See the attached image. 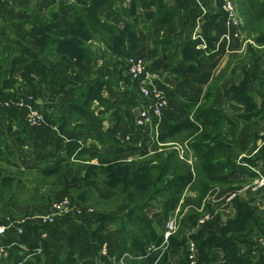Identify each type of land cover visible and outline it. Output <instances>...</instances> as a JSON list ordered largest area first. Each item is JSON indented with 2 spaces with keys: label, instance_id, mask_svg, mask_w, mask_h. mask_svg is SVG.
I'll return each instance as SVG.
<instances>
[{
  "label": "crops",
  "instance_id": "0c3cea01",
  "mask_svg": "<svg viewBox=\"0 0 264 264\" xmlns=\"http://www.w3.org/2000/svg\"><path fill=\"white\" fill-rule=\"evenodd\" d=\"M123 1L127 4L124 14L119 12ZM123 1L111 9L103 7L94 15L84 10L83 18L92 19L95 25L98 23V28L90 27L92 22H88L89 30L87 27L84 33L93 36H88L81 45L87 53L78 59L63 56L58 51L69 47V42H51L55 33L71 26L70 5L74 0H0V83L7 84L2 87L0 102L5 106L0 104V115L2 110H11L9 117L13 115V108H16L10 99L15 101V96L34 91L35 99L39 98L45 91V82H77L97 67L104 69L101 55L105 45L100 38L104 30L100 29V23L109 22L121 28L129 20L134 24L136 36V44L129 50L130 57H141L146 69L157 75V86L172 99L177 98V107L170 105L163 112L164 120L186 113L191 104L208 103L211 112L207 113V109L205 114L213 118V125L221 115L227 119L217 138L211 128L210 141L219 142L221 147H235L236 158H255V168L264 174V159L260 157L264 150V0H233L240 19L236 28L226 24L220 10L222 0H145L136 3L135 11L128 8L129 2L134 0ZM47 36L50 42L43 48ZM78 47L74 45L75 49ZM90 49L100 54L96 61L91 59ZM18 52L25 58L11 65L6 57ZM29 52L34 58L25 55ZM48 52L50 59L46 58ZM42 59L45 67L41 64ZM77 65L81 66L78 68ZM43 70H49V78L43 76ZM59 92L57 85L49 87L50 96ZM106 115L104 128L112 126L118 142L100 143L85 120L57 124L45 116L44 123L29 127L25 122L22 129L15 121H9L3 131V136L9 140L7 153L12 155L7 156L18 160L21 169L36 168L38 174L48 165L65 162L68 165L64 172L66 182L54 188L47 187L48 190L41 188L37 193L40 202L30 201L18 207L11 202L13 210L24 214L14 218L13 213L14 216L7 217V222L3 223L12 227L1 238L0 264H119L115 249L119 229L102 219L106 208L104 201L116 189L98 176H90L83 184L81 179L87 173L82 165H113L124 155L127 158L142 151L147 143L142 140L148 138L147 130L152 122L139 130L134 127L135 123L132 127L108 117L109 113ZM252 116L261 118L256 125L253 121L248 122ZM231 124H234L232 128ZM123 132L136 143L125 145L124 151L120 146ZM137 134L142 140L135 139ZM69 142L78 144L67 160L64 151ZM242 172V179H247L249 173ZM250 181L243 182L241 187L249 188L244 192V203L254 211L264 230V187L251 191ZM213 188L216 189L213 193H219L217 186ZM83 190L88 197L87 203L78 196ZM46 194L54 197L66 194L73 206L87 207L91 212L78 217H56L49 222L43 217L49 210V202H41ZM228 209L229 215L231 211V217L235 218L236 204ZM16 227H22L23 233H17ZM150 238L149 235L146 237ZM163 251V247L158 246L154 255H163ZM178 253L176 250L169 254L165 264H185ZM129 264L143 262L134 258Z\"/></svg>",
  "mask_w": 264,
  "mask_h": 264
},
{
  "label": "rangeland",
  "instance_id": "374dc122",
  "mask_svg": "<svg viewBox=\"0 0 264 264\" xmlns=\"http://www.w3.org/2000/svg\"><path fill=\"white\" fill-rule=\"evenodd\" d=\"M135 5L134 1L129 2L128 8L135 11ZM120 7L119 12L126 13L127 4L124 2ZM128 22L132 23L129 20ZM108 46H111V48H107ZM108 46L105 45V51L101 55L105 65L104 69L97 67L94 72L85 75L84 79L77 77V80L79 79L77 82H45L43 83L45 91L39 96L40 99L38 97V99H35L34 91L31 94L15 96V101L10 99L11 104L17 109L13 108L15 111L13 115L9 117L11 110H2V115H0V120H2V123L0 122V172L15 175L25 184V187L18 192L15 207L30 202V199L35 200V202L39 201L38 197L35 196H38L37 193H40V191L37 192L34 189L35 186L39 190L55 187L53 185L47 186L51 180L50 177L42 183L39 180V175L36 174V168L23 170L18 160L7 156L12 155L7 153L9 150L6 146L9 140L3 136V131L5 127L9 126V121H15L17 124V118L21 119L20 124L22 122L25 124L26 120L22 114L25 107L36 108L42 123L45 122V116L57 124L65 121L70 122L69 120H79L80 122L85 120L87 125L88 122L93 120L94 127L91 128L94 132L93 137H102L106 139L104 141L112 139L113 132L112 126L104 128L103 125L107 113H109L108 117L116 118L133 127L134 114L137 110L148 108V100L140 91L141 81L132 76L128 69L131 58L129 50L125 49L124 46H121L123 47L121 49V47L119 48L114 44ZM50 52H48L47 59H50ZM97 52L95 49L89 50L88 53L91 55V59L96 61L100 57ZM25 55L34 58L30 52ZM159 58L160 61H163V58ZM41 64L45 67L44 59L41 60ZM80 66L77 65L78 68ZM48 72L49 70H43V76L49 78ZM51 85H57L60 92L50 96L49 87ZM6 86L7 84L3 83L0 88ZM167 98L169 100L168 107L171 105L176 108L177 98L172 99L168 95ZM51 105L57 108L55 109ZM2 106L4 108V102ZM205 106H208V103L199 106L191 104L187 106L186 113L180 116L176 115L169 120H164L163 115L159 119L152 118V123L149 124L147 130L148 138L142 140L138 134L135 136V139L139 138V140L147 142L142 151H137L127 158L124 155L120 159L119 163L123 164L143 163L145 166L160 168L163 164L160 163V160L163 158L159 159V157L165 158L167 154L173 155L169 162V169L155 185L161 186L156 193L144 192V189L152 186L145 184L143 179L138 178L134 181L135 187L133 185L126 188V190H132L134 193L132 196H127L122 190L121 193L116 190L104 201L106 208L103 209L105 215L102 219L112 222V225L119 229L118 241L115 247L119 264H129L134 258L141 259L143 264H153L156 260L159 264H165L169 254H173L176 250H179L180 259L187 264V255L191 243L195 247L198 264H220L225 254L248 256L252 262L251 264L264 263V230L262 226L260 223L254 222L248 227L239 219L236 220V217H231V211L229 215L228 209L231 205L246 202L244 192L249 188L241 187L245 181L251 180L252 183L259 172L254 166L257 165L255 158L251 160L242 157L236 158V151L232 146H228V148L215 146L210 144L212 142L208 138L206 141H202L204 132L207 133L206 137L210 136L209 129L212 127L210 124L208 127H204L201 124L204 118H199L200 116L197 114L199 107L203 108ZM220 117L221 123L219 124L223 128L227 119L224 115ZM4 119L5 121H3ZM197 119L200 120L197 121ZM258 119L261 118L259 116L258 118L253 117L248 122L253 121L256 125ZM241 121L245 120L241 119ZM3 122L4 125H2ZM26 124L28 125L27 122ZM233 126L234 124H231L230 128ZM134 127L137 126L134 125ZM138 128L139 130L142 129V127ZM125 132L121 136L122 143H120L123 151L126 148L125 145L132 146V144H136L130 135L127 134L128 137H126ZM113 138L117 140L116 137L113 136ZM74 143L78 144V142ZM223 148L227 149L234 159L221 156L220 151ZM64 155L68 160L73 154L68 155L65 150ZM5 160H9L11 163ZM205 163L211 166L209 167L210 170H205L208 175L204 173L203 166ZM93 170L94 168L91 171ZM242 171L249 173L247 179H242L241 176L244 173ZM135 172L138 175L142 174L140 167H137ZM154 172L157 171L154 170ZM184 176L187 177L182 179ZM215 177H217V180ZM115 183L117 184V182ZM117 185H122V183ZM215 186L219 188L217 189L219 193H213V190L216 191L213 188ZM45 191L41 192L44 193ZM138 192L140 194L149 193V197L145 198L141 206L136 207L141 199L137 195ZM231 194L233 195L231 196ZM52 198L55 199L54 196H48L49 203L53 200ZM227 206L228 208H226ZM113 209L118 210L114 211ZM13 211L14 218L24 214L16 210ZM167 230H169L168 235L165 237ZM148 235L151 236L150 239H146ZM158 246L163 247L164 251L163 255L156 257L154 250Z\"/></svg>",
  "mask_w": 264,
  "mask_h": 264
},
{
  "label": "trees",
  "instance_id": "16d2710c",
  "mask_svg": "<svg viewBox=\"0 0 264 264\" xmlns=\"http://www.w3.org/2000/svg\"><path fill=\"white\" fill-rule=\"evenodd\" d=\"M123 0H74V2L70 5L72 9V18H71V26L67 30H59L58 34H54L51 38V42H56L58 43L59 41H67L69 42V47L63 48L62 50H58L60 53H63V56H69V57H76L78 59L81 58V55L83 54L86 55L87 51L84 47L81 45L84 43V41L87 39L88 36H93L92 33H84L87 31V27L89 30V23L92 22V26L98 28L97 25H95V22H93L92 19L87 20L86 18H83L84 15V10L87 11L90 15H94L99 9L101 8H106V9H111L113 5L121 3ZM145 1V0H134V4ZM87 8V9H86ZM92 18V17H90ZM84 25V26H83ZM83 28V30H82ZM100 29L104 30V34H100V38L102 39L104 45H116L119 46H124L125 49L131 50L135 44H136V36L134 32V24L131 22L126 21L123 25V27L119 28L114 26L113 24H110L109 22L105 23H100ZM49 38L47 36L46 40L43 42V48L45 47L46 44H49ZM111 43V44H110ZM75 46H79L78 49L74 48ZM47 46V45H46ZM49 46V45H48ZM107 48H111V46H108ZM123 47H121L122 49ZM120 49V50H121ZM22 52H18L15 56L11 57L8 55L6 57L8 62L11 65L19 63L21 59H24L25 56L24 54H21ZM11 57V58H10ZM32 59V58H31ZM3 61V60H2ZM13 69V68H11ZM3 82L1 83V85ZM0 85V87H1ZM0 96H2V88H0ZM208 109V110H207ZM213 109V108H212ZM17 110V109H16ZM207 110V113H210L211 109H209V105L205 106L203 108L199 107V110L197 114H199V118L203 117L204 120L201 121V124L204 127H208L209 124L212 126L211 128L214 129L215 133L214 136L218 135L221 132V117H217L216 123L214 122V125L212 122L214 121L213 118H209L210 116L208 114H205ZM214 110V109H213ZM20 111V110H19ZM222 116V115H221ZM215 119V118H214ZM200 119H197L199 121ZM21 119L17 118V125H19L20 128H23L25 124L22 122ZM91 123V125H90ZM166 124V123H165ZM163 124V125H165ZM87 126L92 128L94 127V121H90L87 123ZM211 128L209 129V134L210 136L206 137V132H204L202 141H206L207 138H211ZM114 131V128L113 130ZM217 138V136L215 137ZM100 143H104V140L102 137H96ZM108 141H117L113 138V132H112V139ZM118 142V141H117ZM204 143V142H203ZM212 144L215 146H220L219 142H216L215 140L212 141ZM76 144L74 142H69L65 145V150L68 153V155L73 154L74 149H75ZM224 147V146H223ZM226 148V147H225ZM225 148L221 149L220 155L221 156H226L227 159H230L231 157L234 158L227 149ZM235 149V147H233ZM214 149V148H213ZM216 149V148H215ZM227 151V152H226ZM171 157H173L172 154H167V156L164 157H159V159L163 158L160 160V163H163L160 168L154 167V166H145L143 163H129V164H123V163H116V164H109V165H83L84 171L87 173L85 178L81 179V182L84 184L89 180V177H95L98 176L106 185L115 188L121 193L122 192L126 193L127 196H132L134 193L132 190L127 189V187L133 186L135 184V180L138 178H141L144 180L145 184H149V186H152L148 189H144V192H149V193H156L161 187V186H155L156 183H158L161 178L166 174L165 172L169 169V162L171 161ZM260 157L264 159V150L260 152ZM6 161V160H5ZM11 163L9 160L6 161ZM67 162L60 164V165H48L43 168H41L38 171V175L41 176L39 177L40 182H43L47 178H51L49 181L50 185L53 186H59L62 183L66 182V178L64 175L65 169L67 167ZM137 167H140L142 170V174L138 175L135 171H137ZM210 164L205 163L203 168H204V173L206 175L207 172L205 170H210L209 169ZM94 168L93 171H91ZM45 169V170H44ZM133 170V171H129ZM156 170L157 172H154ZM176 175V174H175ZM188 176V175H187ZM182 177L184 179L185 177ZM175 177V176H174ZM153 178V179H152ZM222 178V177H221ZM152 179V180H151ZM217 180V177H215ZM115 182L122 183V185H117ZM165 184V182H164ZM25 187V184H23L18 178L15 177V175L11 174H2L0 172V224L6 223L7 217H13L14 212L10 206L11 202L15 203L16 197L18 196V192ZM135 187V185H134ZM34 189L38 192L39 189L37 186L34 187ZM86 191L83 190V192L79 193V197L82 198L84 203H87V194L85 193ZM141 192V191H140ZM138 192V196L141 197L140 202L137 203L136 207L141 206V203H144V200L146 197H149L148 194H140ZM37 195V194H35ZM48 196H51L50 194H46L45 199H43L41 202H44L48 200ZM59 196V195H58ZM57 196V197H58ZM37 197V196H35ZM56 198V196H55ZM53 199V198H52ZM136 199V197H135ZM30 201H33L30 199ZM35 201V200H34ZM33 201V202H34ZM36 203V202H35ZM238 213L236 215V220H240L243 224L245 223L246 226L254 222H258L257 218L254 214V211H252L251 208L248 207L246 203L240 202L236 204ZM251 260L249 259L248 256L242 257V256H236L235 254L233 255H224V259L220 264H251ZM261 264H264L261 262Z\"/></svg>",
  "mask_w": 264,
  "mask_h": 264
},
{
  "label": "built area",
  "instance_id": "2783aa9c",
  "mask_svg": "<svg viewBox=\"0 0 264 264\" xmlns=\"http://www.w3.org/2000/svg\"><path fill=\"white\" fill-rule=\"evenodd\" d=\"M220 10L223 12L225 16V22L229 27L236 28L239 25L240 19L233 0H222L220 4ZM128 69L132 76L137 77L138 80L141 81L140 91L144 95V97H146L149 103L147 109L141 108L137 110L134 116L135 125L137 127H143L149 124L152 118H161L163 112L168 107L169 100L163 89L156 84V81L158 79L157 75L154 72L146 69L144 60L141 57L130 58V66ZM23 115L30 127H35L39 124H42L40 114L34 107H25ZM126 137H128V135H126ZM263 187L264 174L258 172L253 182L250 184V188L251 191H254ZM232 195L233 194H231V196ZM85 212H91V209L83 206H73L69 197L66 194H62L49 203V210L46 214H43V217L49 222H52L56 217H78ZM10 227H12L11 224H0V248L1 238L7 233ZM16 231L19 234L23 233L22 227H16ZM168 231L169 230L165 232V237L168 235ZM158 256L160 255H157L156 257ZM153 264L159 263L156 260ZM187 264H198L195 247L192 243L190 244L189 253L187 255Z\"/></svg>",
  "mask_w": 264,
  "mask_h": 264
}]
</instances>
